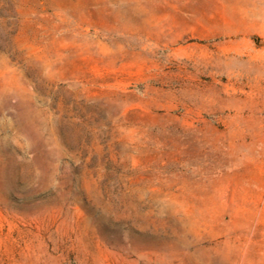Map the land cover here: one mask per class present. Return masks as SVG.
<instances>
[{
    "label": "rangeland",
    "instance_id": "1",
    "mask_svg": "<svg viewBox=\"0 0 264 264\" xmlns=\"http://www.w3.org/2000/svg\"><path fill=\"white\" fill-rule=\"evenodd\" d=\"M263 8L0 0V264H264Z\"/></svg>",
    "mask_w": 264,
    "mask_h": 264
},
{
    "label": "bare ground",
    "instance_id": "2",
    "mask_svg": "<svg viewBox=\"0 0 264 264\" xmlns=\"http://www.w3.org/2000/svg\"><path fill=\"white\" fill-rule=\"evenodd\" d=\"M259 16H262V25L264 26V8L259 12ZM46 260V259H45ZM32 261V260H31ZM42 262V261H41ZM48 262V261H47ZM52 262V261H51ZM43 263V262H42ZM38 264V263H37ZM47 264V263H46Z\"/></svg>",
    "mask_w": 264,
    "mask_h": 264
}]
</instances>
